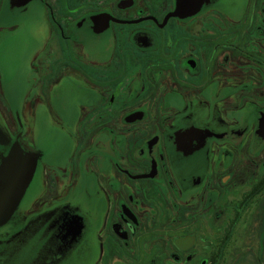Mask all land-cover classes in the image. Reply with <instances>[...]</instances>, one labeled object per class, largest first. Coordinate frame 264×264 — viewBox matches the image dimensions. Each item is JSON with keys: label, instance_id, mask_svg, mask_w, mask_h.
I'll return each mask as SVG.
<instances>
[{"label": "flooded vegetation", "instance_id": "af4514ba", "mask_svg": "<svg viewBox=\"0 0 264 264\" xmlns=\"http://www.w3.org/2000/svg\"><path fill=\"white\" fill-rule=\"evenodd\" d=\"M221 2L187 14L179 0H0V19L35 8L7 30L35 36L28 75L36 85L18 121L0 86V131L38 158L0 241L61 209L81 210L91 224L68 253L18 251L0 264L204 258L194 236L170 234L162 220L198 217L190 206L206 188L216 196L233 154L264 150V0ZM38 116L44 146L32 151ZM185 134L211 137L203 183L187 190L171 159Z\"/></svg>", "mask_w": 264, "mask_h": 264}, {"label": "rangeland", "instance_id": "374dc122", "mask_svg": "<svg viewBox=\"0 0 264 264\" xmlns=\"http://www.w3.org/2000/svg\"><path fill=\"white\" fill-rule=\"evenodd\" d=\"M223 1L218 7H221ZM33 10L22 15L23 17L5 11L0 19L2 33L4 31L0 40L1 94L17 121L21 116L18 108L25 103L29 93L34 92L36 85V80L30 79L28 71L37 40L26 29H7L18 20L34 18ZM9 121L15 127L13 118ZM37 123L39 135L30 138L32 146L28 148L32 151L44 146L43 118L38 116ZM19 131L23 134L25 128H20ZM233 155L235 159L231 160L229 167L216 179V196L211 199L210 191L206 188L190 206L198 210V217L191 218L183 214L162 220L163 227L169 226L167 231L170 234L194 236L200 256L204 257L188 261L187 258H182L177 264H264V150L256 156L249 155L245 150ZM228 175L231 177L225 185L222 184L221 180ZM259 185L262 186L261 192L250 197ZM202 197H205L204 204H209L203 205ZM119 259L122 263L118 264H151L153 258ZM166 261L168 264H175L170 259Z\"/></svg>", "mask_w": 264, "mask_h": 264}, {"label": "water", "instance_id": "95a60500", "mask_svg": "<svg viewBox=\"0 0 264 264\" xmlns=\"http://www.w3.org/2000/svg\"><path fill=\"white\" fill-rule=\"evenodd\" d=\"M215 0H179L178 11L195 13ZM259 144L264 134L258 135ZM208 135L179 136L171 149V159L184 190L198 188L209 168ZM257 143V145H258ZM38 158L14 143L0 131V230L14 218L26 196L35 174ZM179 174V173H178ZM226 181V180H225ZM89 218L81 210L61 209L39 219L7 241H0V255L18 251L59 255L68 253L86 239L90 232Z\"/></svg>", "mask_w": 264, "mask_h": 264}, {"label": "trees", "instance_id": "16d2710c", "mask_svg": "<svg viewBox=\"0 0 264 264\" xmlns=\"http://www.w3.org/2000/svg\"><path fill=\"white\" fill-rule=\"evenodd\" d=\"M261 190H262V186H261V185L257 186V187L254 189V191L250 194V197L254 196L255 194L260 193Z\"/></svg>", "mask_w": 264, "mask_h": 264}]
</instances>
